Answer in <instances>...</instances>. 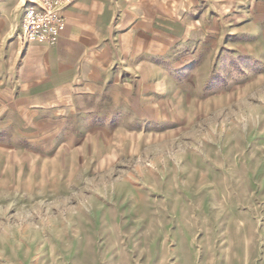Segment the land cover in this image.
I'll return each instance as SVG.
<instances>
[{"label": "rangeland", "instance_id": "1", "mask_svg": "<svg viewBox=\"0 0 264 264\" xmlns=\"http://www.w3.org/2000/svg\"><path fill=\"white\" fill-rule=\"evenodd\" d=\"M113 4L66 85L0 63V264H264V0Z\"/></svg>", "mask_w": 264, "mask_h": 264}, {"label": "crops", "instance_id": "2", "mask_svg": "<svg viewBox=\"0 0 264 264\" xmlns=\"http://www.w3.org/2000/svg\"><path fill=\"white\" fill-rule=\"evenodd\" d=\"M114 1L71 2L64 9L65 28L54 43L31 42L22 46L17 36L10 42L0 40V63L4 62L8 68L6 75L10 66L15 67L11 84L26 94L33 88L51 91L72 81L78 74L77 63L91 46L92 38L97 37L98 29L113 16Z\"/></svg>", "mask_w": 264, "mask_h": 264}, {"label": "built area", "instance_id": "3", "mask_svg": "<svg viewBox=\"0 0 264 264\" xmlns=\"http://www.w3.org/2000/svg\"><path fill=\"white\" fill-rule=\"evenodd\" d=\"M75 0H29L25 3L17 38L31 42L54 43L65 28L64 8Z\"/></svg>", "mask_w": 264, "mask_h": 264}]
</instances>
